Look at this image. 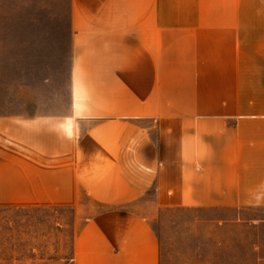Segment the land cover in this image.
Instances as JSON below:
<instances>
[{
    "label": "crops",
    "instance_id": "obj_1",
    "mask_svg": "<svg viewBox=\"0 0 264 264\" xmlns=\"http://www.w3.org/2000/svg\"><path fill=\"white\" fill-rule=\"evenodd\" d=\"M44 1L66 95L0 113V208H71L75 264H160L164 208L264 222V0Z\"/></svg>",
    "mask_w": 264,
    "mask_h": 264
},
{
    "label": "rangeland",
    "instance_id": "obj_2",
    "mask_svg": "<svg viewBox=\"0 0 264 264\" xmlns=\"http://www.w3.org/2000/svg\"><path fill=\"white\" fill-rule=\"evenodd\" d=\"M46 4L0 0V113L20 111L23 99L33 110L66 95L67 58L55 50L67 49L69 25L51 22L55 10ZM213 217L162 209L155 224L160 264H264V222L237 229ZM81 226L71 208H0V264H75Z\"/></svg>",
    "mask_w": 264,
    "mask_h": 264
}]
</instances>
